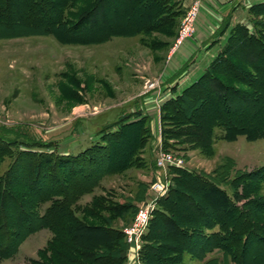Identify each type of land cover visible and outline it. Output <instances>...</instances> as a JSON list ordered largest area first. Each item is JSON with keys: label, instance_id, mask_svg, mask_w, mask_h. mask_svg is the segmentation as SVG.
Listing matches in <instances>:
<instances>
[{"label": "trees", "instance_id": "obj_1", "mask_svg": "<svg viewBox=\"0 0 264 264\" xmlns=\"http://www.w3.org/2000/svg\"><path fill=\"white\" fill-rule=\"evenodd\" d=\"M81 1L0 0V27L27 32L23 35H52L61 43L93 45L114 37L158 32L175 19V15L170 16L175 0H133L127 7L134 18L121 15L120 7L110 0H92L72 24L65 10ZM106 1L115 16L103 14L95 19ZM257 7L264 10V4ZM248 21L251 27L237 28L238 38L234 40L232 36L197 83L162 106L165 150L200 148L203 154L211 156L218 128L223 129L225 141H235L239 136H246L250 141L264 137V128L254 125L264 117V33L258 34L253 20ZM227 81L243 84L248 90L235 88ZM213 104L217 109L220 107V113L200 131L196 113L205 105ZM127 119L119 121L116 132L106 133L108 136L102 143L76 157L56 155L55 159L53 154L31 151L19 154L0 177V264L13 257L29 236L45 228L54 237L40 252L41 260L32 264H125L129 246L122 229L113 228L109 223L92 224L90 220H102L103 212L121 216L135 207L115 203L111 196H94L85 206H80L79 201L92 194L104 176L122 173L137 163L136 155L148 144L151 129L144 118L131 123ZM127 133L133 144L126 150ZM4 137L0 138V165L12 153V143ZM123 151L124 157L117 161L116 154ZM50 165L47 175L48 170L44 168ZM171 169L176 174L173 185L168 196L160 201L143 237L141 258L144 262L171 264L174 259L176 264H181L192 246L188 242L199 245L196 251L199 259L205 258L207 251L222 253L223 264H246L244 256L250 242L264 251V201L249 200L245 204L250 206L248 210L238 206L235 194L222 188V180L214 179L215 174ZM21 172L26 174L23 184L19 183ZM244 176L241 183L249 194H255L258 186L264 185V166ZM199 187L209 192L218 205L197 193L195 188ZM176 199L188 206L185 212L178 211ZM167 242L172 243L167 245L177 253L176 258L160 253L158 247ZM210 262L216 264L218 259L207 264Z\"/></svg>", "mask_w": 264, "mask_h": 264}, {"label": "rangeland", "instance_id": "obj_2", "mask_svg": "<svg viewBox=\"0 0 264 264\" xmlns=\"http://www.w3.org/2000/svg\"><path fill=\"white\" fill-rule=\"evenodd\" d=\"M91 1L82 0L76 6L65 10L72 24L87 10ZM132 1L110 0L120 7L121 15L134 18L132 11L127 7ZM197 1L199 6L192 22V35L182 34L187 11ZM242 2H245L249 8V18L253 20L258 34L264 33V10L257 7L264 4V0H175L172 1L174 5L170 10V16L175 15L174 22L161 31L134 37H114L103 44L61 43L54 36L47 35L30 38L28 34L23 35L27 32L18 28L0 27V138L5 136L6 141L12 143V153L5 156L0 165V177L23 151L40 155L53 154L55 159L56 155L76 157L85 149L102 143L108 136L106 133L116 132L122 118H128L127 123L136 122L141 118L146 119L147 126L151 129L149 142L155 141L152 125L158 120V109L169 101L163 96L162 90L164 86L170 87L166 79L169 80L168 76L174 70L172 66L175 62L183 65V58L189 53L195 55L197 51L207 60L209 54H216V50L205 54L204 47L210 46L208 44L213 42V44L220 43L219 45L224 48L232 36L235 37L234 40L238 38L237 28L242 25L251 27L249 21L241 20V14H234L238 7H234L235 4ZM218 3L227 6L221 9L225 16L221 23L218 20V13L214 11L221 8L218 7ZM103 14L107 17L116 14L114 9L107 5V1L104 5L101 4V10L94 18L100 19ZM215 18L220 23L215 33L216 37L225 25L228 30L221 38L216 39L214 34L203 43L205 33L210 27L209 23L214 22ZM189 58L187 61L193 59ZM252 58L250 55L249 59ZM227 83L235 88L248 90L243 84L232 81ZM219 109L213 104L205 105L197 111L196 121L200 131L220 113ZM136 114L143 116H133ZM254 123L263 129L264 117ZM160 127L161 147L156 149L154 146L147 152V144L136 155L138 161L132 168L122 173L107 175L92 194L79 201L80 206H85L94 196H111L112 200L120 205L134 199L140 203L134 209H127L121 216L103 212L102 220H90V223L96 225L109 223L114 228L124 231L147 200L153 182L158 179L169 180L173 185V179L176 177L173 170L171 168L160 170L156 164V157L161 150L181 156L184 160L182 169L198 171L210 176L215 174L214 179L221 178V187L229 192L232 190L240 207L250 208L245 205L249 204V200L264 201V185L260 184L255 194H249L244 183H241L244 182V175L264 166V137L250 141L246 136H239L235 141H225L223 129L218 128L214 136L213 155L207 156L200 148L194 149V152L165 150L161 116ZM129 133L126 136L128 141L126 150L133 144V141H129ZM34 145L36 146L30 147ZM69 151L71 154H63ZM149 153L151 156H148ZM124 154V151L118 152L115 159L119 161ZM152 163H154L153 167ZM148 164L153 168L150 175H148L150 170L146 168ZM51 167L52 165L44 168V171L48 170L47 175ZM18 175L19 183L23 184L26 174L21 172ZM195 189L208 202L218 205L217 200L212 199L210 193L202 187ZM247 193L249 195L246 196ZM176 203L179 212L186 211L188 207L186 204L179 203L177 199ZM46 207L47 205L42 207L41 213ZM53 237L54 233L48 228L38 231L21 244L13 257L3 260L1 264H32L35 260L40 261V252L47 248L48 242ZM181 241L186 243L185 239ZM143 244L142 239L139 250L128 244L125 264H147L141 258ZM167 244L172 243L167 242L162 247H158L160 253L170 259L176 258L177 253ZM188 244L193 246L192 243L188 242ZM192 246H189L188 252L184 254L181 264H207L213 258H218L220 261L217 263L223 264L222 253L207 251L205 258L199 259L196 254L199 245ZM208 249L210 250L211 247ZM50 255L51 253H48V256ZM244 259L246 264H264V251H261L255 242H250ZM155 263L151 261L150 264ZM170 263L176 264L174 259Z\"/></svg>", "mask_w": 264, "mask_h": 264}, {"label": "crops", "instance_id": "obj_3", "mask_svg": "<svg viewBox=\"0 0 264 264\" xmlns=\"http://www.w3.org/2000/svg\"><path fill=\"white\" fill-rule=\"evenodd\" d=\"M218 4H219L218 7H221V8L220 9L217 8V10H214V11L216 14L218 13L217 14L218 20H220V23H221L222 19L225 18L224 14H222L223 11L221 9L222 8L225 9V8H227V6H224V4H222V3L221 4L218 3ZM236 6H238V7H236ZM234 7H236L234 14H236V15L241 14L242 15L241 20H243V22H248L250 14H249V8L246 6V3L242 2L240 4H235ZM218 20L215 18V20H213L214 22H212L211 24L209 23L210 27L205 33L206 35L204 36L203 43L208 41L210 39V37H213L214 34L216 33V30H218V27L220 25V23L217 22ZM225 26H224V29L222 30V32L221 33L219 32V35H217L218 37L221 38V36H223V34H225L226 31L228 30V27L227 26L225 27ZM29 36H30V38H33V37H39L40 35H29ZM48 36H52V35H48ZM218 37H216V34H215V38L217 39ZM210 41H212V39ZM219 44H215V43L213 44V42H212L211 44H208L210 46L203 48L205 50V54H208L211 51L216 50V52H215L216 54H213V55L209 54L210 56L207 57V60H205V56L203 54H200L197 51V52H195V55L191 54V53H189V55L187 54V56H185L183 58V65L180 64L179 62H175V64L172 66V68L174 67V70L172 72H170V74L168 76L169 80L166 79L167 83H169L168 86H170V87L164 86L163 90H162V91H164L163 96L166 97V100L167 99L171 100V99L177 98L185 90H187L188 88H190L192 85H194L195 83H197L200 80V78L204 75L207 68L211 65L212 61L215 59V57H217V55L222 51L223 46L221 47V45H219ZM28 53H31V52H28ZM199 54L201 55V57ZM192 55H194V56H192ZM189 57L193 58V59L191 61L188 60L189 61L188 62L187 59ZM171 78H173V80ZM162 106H163V104H162ZM161 109H162L161 107L158 109V114H159L158 120H155L154 125H152V131L155 135V141L148 143V146H147L148 149L146 148L147 152L149 150H151L154 146H155V148L162 146V144H161V127H160ZM131 113H133V112H131ZM137 114L133 115V116H138ZM142 116H143V114H140L138 117H142ZM189 152H194V150L193 151L189 150ZM63 154H71V152L69 151V152L63 153ZM150 154L151 153H149L148 156H151ZM189 155H190V153H189ZM149 159L151 160L152 157H150ZM148 160H146V161H148ZM153 166H154V163H152V167ZM152 167L150 164H148V167L146 166V168L148 170H150L148 172V175H150L151 170H153ZM190 171H192V170H190ZM106 176H104L103 179H105ZM145 182H146V180H145ZM88 196H89V194L85 195L84 197H82L81 200L87 198ZM139 203H140V201H136V199H134V200L128 201L127 203L123 202L122 205L131 204L132 206L136 207V205ZM213 259H218V258H213ZM219 261L220 260H218V262ZM229 264H231V263L229 262Z\"/></svg>", "mask_w": 264, "mask_h": 264}, {"label": "built area", "instance_id": "obj_4", "mask_svg": "<svg viewBox=\"0 0 264 264\" xmlns=\"http://www.w3.org/2000/svg\"><path fill=\"white\" fill-rule=\"evenodd\" d=\"M199 1L194 2L191 8L187 11L183 21L182 34H190L193 32V19L197 15V8ZM180 44V42L178 43ZM156 164L160 170L167 168H183L184 160L178 154L170 151L161 150L156 157ZM170 181L158 179L151 184V192L147 200L143 203L136 214V217L131 222L130 226L124 229L126 241L134 249L141 248L142 239L148 231L150 222L153 218L154 212L157 210L158 205L162 199L167 197L170 191Z\"/></svg>", "mask_w": 264, "mask_h": 264}]
</instances>
